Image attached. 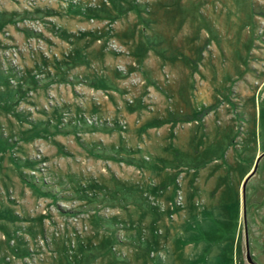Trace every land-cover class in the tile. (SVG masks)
I'll use <instances>...</instances> for the list:
<instances>
[{"label":"rangeland","instance_id":"374dc122","mask_svg":"<svg viewBox=\"0 0 264 264\" xmlns=\"http://www.w3.org/2000/svg\"><path fill=\"white\" fill-rule=\"evenodd\" d=\"M264 264V0H0V264Z\"/></svg>","mask_w":264,"mask_h":264},{"label":"water","instance_id":"95a60500","mask_svg":"<svg viewBox=\"0 0 264 264\" xmlns=\"http://www.w3.org/2000/svg\"><path fill=\"white\" fill-rule=\"evenodd\" d=\"M246 260L249 264H255V262L252 260V257L250 255V251H249V242H248V237L246 234Z\"/></svg>","mask_w":264,"mask_h":264}]
</instances>
